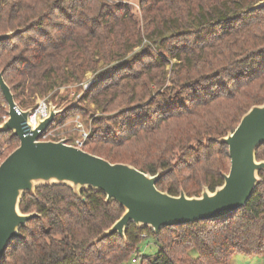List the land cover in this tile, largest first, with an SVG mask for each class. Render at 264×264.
I'll list each match as a JSON object with an SVG mask.
<instances>
[{"label":"trees","instance_id":"obj_1","mask_svg":"<svg viewBox=\"0 0 264 264\" xmlns=\"http://www.w3.org/2000/svg\"><path fill=\"white\" fill-rule=\"evenodd\" d=\"M104 1L0 0V34L26 28L0 42L14 101L33 109L55 86L99 69L82 99L111 115L94 120L84 150L151 175L165 170L156 187L170 195L213 191L230 167L217 140L264 102V7L250 9L261 0H139L142 28L126 7ZM4 104L0 92V123ZM11 142L18 141L0 142L2 160L17 147ZM256 159L264 160V144ZM259 177L245 206L224 216L157 234L130 224L125 241L113 234L95 244L123 208L97 191L40 186L19 204L38 217L20 228L0 264H125L144 234L157 251L141 264H230L235 254H264V171Z\"/></svg>","mask_w":264,"mask_h":264},{"label":"water","instance_id":"obj_2","mask_svg":"<svg viewBox=\"0 0 264 264\" xmlns=\"http://www.w3.org/2000/svg\"><path fill=\"white\" fill-rule=\"evenodd\" d=\"M264 7V0L250 9ZM26 28L0 34V42L10 40ZM0 92L7 106L6 119L0 133L9 132L18 145L0 162V260L20 228L38 217L35 212L22 213L19 204L25 194L33 195L40 186L67 185L75 195L93 190L123 208L121 216L93 241L117 234L125 241V231L132 224L138 230L148 228L157 234L161 228L191 225L224 216L247 203L264 171V160L256 159L257 149L264 144V102L244 113L232 132L220 137L230 159L222 184L210 191L207 187L197 196L160 191L156 183L166 173L158 170L151 175L126 163H111L66 141H44L42 134L57 115L67 108L56 109L48 103V114L29 122L31 109H21L0 71Z\"/></svg>","mask_w":264,"mask_h":264},{"label":"rangeland","instance_id":"obj_3","mask_svg":"<svg viewBox=\"0 0 264 264\" xmlns=\"http://www.w3.org/2000/svg\"><path fill=\"white\" fill-rule=\"evenodd\" d=\"M104 2L109 6L120 5L121 7H126V9L130 12L131 17L133 18L136 25L142 28L143 20L140 11L139 0H105ZM184 41L193 43V41L189 38H185ZM175 43H179V42L175 40L174 42H170L169 45ZM134 50L137 51L138 47L134 48ZM152 51L154 54L156 53L160 54L157 48H153ZM137 52H139V50ZM144 61L146 62L148 60H144ZM100 66H102V61H100L98 64V67ZM136 67L137 65L135 66V69ZM166 70H167L166 77H169V66L166 67ZM98 72L99 69H97L96 71L86 69L84 70L82 74V78L79 81H69L67 83H63L62 85H57L45 97L39 99V101L46 100L47 103L51 102L52 105H54L56 109L59 110L65 107L67 108L63 112L64 113L63 116L61 115L57 116L56 119L50 124V126L43 133L41 140L59 141L64 139L67 144L74 145L75 141L81 138L82 131L86 132L89 135L92 128L94 127L93 122L94 120H96L97 117H104L107 115H111L108 113H102L100 109L96 107L95 104L89 102L88 100L82 99L83 93L91 86V84L94 83L95 75ZM165 84L168 85V82L166 81ZM55 93H56L55 101H59L58 106L53 104V102L50 100L51 95ZM3 108L7 112V106L5 104L3 105ZM21 109L25 110L24 108ZM27 109L32 110V108H27ZM114 112L117 111H112L111 113ZM5 119L6 116L3 117V120ZM9 135L10 134L8 132L1 135L0 137L2 138H0V142L2 143L3 141H5V139H7ZM8 145L11 148L16 147L18 145V142H11ZM83 146L81 147V149L83 150L84 149L87 150V148L89 149L90 147V145L87 146L86 148H84ZM5 149L6 146L2 149L1 152L2 154L5 152ZM171 236L175 239L177 235L172 234ZM156 251H157L156 240L153 238V236L149 234H144L142 236V240L140 244L137 247V250L132 254L129 261L125 264H141V260L143 256L153 255ZM133 259H135L136 261L133 262L132 261ZM230 264H264V254L252 255V256L235 254L232 256Z\"/></svg>","mask_w":264,"mask_h":264},{"label":"built area","instance_id":"obj_4","mask_svg":"<svg viewBox=\"0 0 264 264\" xmlns=\"http://www.w3.org/2000/svg\"><path fill=\"white\" fill-rule=\"evenodd\" d=\"M47 114H48V103L46 102V100H40L38 102L37 106L31 110V113L28 117L29 122L31 124H36L37 119H43L47 116ZM87 136H88V134L86 132L82 131L81 138L79 140L75 141L74 146L81 148L83 146L84 141L87 138ZM1 161H2V159L0 158V162ZM132 261L135 262L136 260L133 259Z\"/></svg>","mask_w":264,"mask_h":264}]
</instances>
